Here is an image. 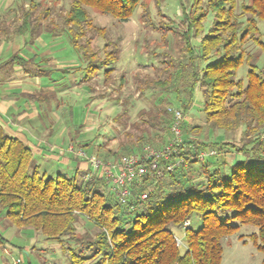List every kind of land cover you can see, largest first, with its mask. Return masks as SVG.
I'll return each instance as SVG.
<instances>
[{
	"label": "trees",
	"instance_id": "1",
	"mask_svg": "<svg viewBox=\"0 0 264 264\" xmlns=\"http://www.w3.org/2000/svg\"><path fill=\"white\" fill-rule=\"evenodd\" d=\"M152 1L159 11L164 0ZM88 6L121 21L140 6L142 20L150 19V3L146 0H70L59 27H42L40 19L47 11L42 17H34L35 7L31 4L22 8L21 21L14 30L23 35L31 29L32 38L44 31L66 32L80 64L60 70H79V82L92 92L90 82L98 73L104 84L111 80L119 48L110 42L105 28L91 22ZM239 6L237 11V0H192L183 12L178 31L181 54L160 59L167 63L165 78L144 80L145 89L162 91L154 110L141 108L137 112L147 128L141 130L137 142L123 146L121 152L107 150L109 153L101 156L105 159L112 154L111 161H116L140 150L151 138L149 129L169 130L172 138V114L162 105L172 104L171 97H167L171 95L176 107L187 112L196 90L201 94L204 120L196 131H240L239 144L225 139L209 143L190 138L186 135L188 123L183 119L182 142L167 160H179L178 165L162 176L148 169L130 183L126 201L120 202L101 173L85 177L91 171L89 167L87 172L47 176L40 171L30 148L6 134L0 125V207L5 218L19 228L32 227L63 248L65 239L79 245L78 250L67 245L75 264H220L223 239L236 233L241 225H253L256 231L249 234V239L262 252L264 264V58L260 59L264 40L258 27V22L264 21V0H250ZM10 10L3 19L13 15L11 22L16 23V10ZM208 14L210 25L202 35ZM0 32L8 30L1 28ZM94 37L103 39L101 47L94 48ZM247 41L258 49L247 50ZM8 63L29 68L34 75L41 71L31 67L32 59L24 57L20 49L8 56ZM243 64L247 67L245 82L237 76ZM123 81L121 74L113 90L119 92ZM29 95L42 98L36 93ZM106 95L104 91L98 98ZM127 118L123 104L112 120L115 126L124 128ZM100 146L103 143L94 149ZM207 149L216 154L200 159L199 153ZM226 151L239 156L229 168ZM79 217L97 228L93 237L88 233L76 235Z\"/></svg>",
	"mask_w": 264,
	"mask_h": 264
},
{
	"label": "rangeland",
	"instance_id": "2",
	"mask_svg": "<svg viewBox=\"0 0 264 264\" xmlns=\"http://www.w3.org/2000/svg\"><path fill=\"white\" fill-rule=\"evenodd\" d=\"M150 3V19L142 20V8L136 7L132 15L125 21L118 20L110 15L103 14L95 8L86 7L91 22L106 29L110 42L119 48V56L114 64V70L111 74V80L104 84L102 75L98 73L90 82L94 86V91L89 92L87 86L79 82L81 74L79 70L72 72H63L60 70L69 65L80 64V56L71 45L66 32H42L33 36L31 29L25 34L15 32V25L19 24L22 17V8L31 7L34 4V17H42L44 11H47L45 18L40 19L42 27L48 24V27L60 26L62 15L69 8L70 0H0V29L7 28L8 32L1 33L3 41V56H10L16 49L24 57H30L33 61L31 67L41 70L34 75L32 72L30 80L36 81L31 88L32 94L36 93L42 98H30L21 93L20 89H14L12 94L16 96V106L24 103L43 106L45 114L41 117L45 122L56 123L52 125L51 142L57 145L70 144L85 151L86 154L110 162L112 154L106 155L103 159L102 154H107V150L121 152L123 146H128L130 142H137V137L141 130L147 128L141 120L138 119L137 112L143 108L145 110H154L155 104H159L162 91L157 88L145 89L144 80L148 78H165L167 74L163 70L167 63H161L160 59L178 58L180 48L178 44V31L182 28L184 10H188L192 0H164L160 5V10L154 5L152 0H146ZM250 0H237V11H240L241 3H248ZM11 8L16 10V23H12V16L9 14L3 19V16L11 12ZM4 20V21H3ZM211 15L208 14L203 22L202 35L208 31ZM166 26L174 28L176 31L166 30ZM258 27L264 40V21L258 22ZM94 48H99L104 41L101 37H94ZM196 43V42H194ZM249 51L258 49L251 41L245 43ZM4 51H6L4 53ZM264 54H261L263 61ZM36 65V66H35ZM38 65V66H37ZM247 67L243 64L237 73L239 78L245 82V70ZM174 69L171 68V71ZM124 75L122 88L119 92L113 90L116 87L120 75ZM106 92L105 98H98V94ZM142 91V92H141ZM171 103H165L166 108L171 106L177 108V103L171 95ZM30 98L31 101L28 99ZM201 94L199 90L194 92L193 103L190 110L182 112L183 119L186 115L202 119ZM123 104L127 107V125L123 128L120 125H114L112 118L120 112ZM159 106V105H158ZM181 110V109H180ZM191 114V115H190ZM41 121H43L41 119ZM40 121V122H41ZM137 122V123H133ZM203 126V125H199ZM188 137H197L200 141L206 142L221 141L223 139L236 144L240 143V131L222 132V130H208L202 128L196 131L198 125L187 124ZM66 131L60 136V132ZM151 138L144 143L140 150L133 153H141L144 146H150L154 149H162L170 142L171 134L169 130L149 129ZM56 140V141H55ZM58 140V141H57ZM64 140V141H63ZM50 142V143H51ZM84 142H89L88 146H82ZM100 149H94L99 144ZM100 152V153H99ZM102 152V153H101ZM109 153V152H108ZM131 153V152H130ZM227 162V168L238 159V155L232 152H224ZM68 164L55 162L49 159L39 160L41 163L40 171L46 170L47 176H53L62 167L64 173L73 174L74 168L80 165V157H73L69 154ZM241 157V156H240ZM215 158L219 159L217 155ZM179 159V157H178ZM1 209V207H0ZM76 235L81 236L85 233L92 237L97 228L85 217H79L75 224ZM256 231L253 225H241L239 230L224 238L222 241L223 250L220 264H263L262 252L249 239V234ZM0 237L3 242L0 243V264H75L71 261L70 245L74 250L79 249V245L74 242L66 241L65 248L51 239L33 229L30 226L17 227L9 219L0 214ZM20 259V262H16ZM82 264H89L84 262Z\"/></svg>",
	"mask_w": 264,
	"mask_h": 264
},
{
	"label": "crops",
	"instance_id": "3",
	"mask_svg": "<svg viewBox=\"0 0 264 264\" xmlns=\"http://www.w3.org/2000/svg\"><path fill=\"white\" fill-rule=\"evenodd\" d=\"M3 41L0 37V125L3 128L4 132L10 136L17 138L27 145L33 155V158L36 163L40 162L41 159H49L57 163L68 164L69 158L67 154L77 158L74 152L69 151L70 147L74 145H57L56 142L52 143L50 140L51 134L54 132L52 125L56 123L45 122V119L41 117V114H45V110L42 105L38 107L32 103L31 97L29 94H32V89L24 87L34 86L37 84L36 81L30 80L32 75V70L29 68L24 69L19 64H5V61L8 59V56H3ZM19 50L18 48L16 51ZM6 51H4L5 53ZM28 67V66H27ZM14 89H20L21 93L27 95L31 104L24 103L20 106H16V96H14L12 91ZM191 115V114H190ZM41 119L43 121H41ZM184 120L188 124L194 125H203L204 120L196 119V117H191L186 115ZM41 121V122H40ZM65 130L60 132V136L65 134ZM56 141V140H55ZM58 141V140H57ZM64 141V140H63ZM51 142V143H50ZM77 147L76 149H78ZM78 159V158H77ZM80 165L74 168L73 173L76 171L87 172L88 165L84 159L80 160ZM41 166V163H38ZM59 169H56L58 172L64 173L61 169L62 167L58 166ZM42 171V170H41ZM43 172V171H42ZM46 173L47 171L44 170ZM88 175V174H87ZM85 175V177L87 176ZM0 214L4 216V209H0ZM5 217V216H4Z\"/></svg>",
	"mask_w": 264,
	"mask_h": 264
},
{
	"label": "built area",
	"instance_id": "4",
	"mask_svg": "<svg viewBox=\"0 0 264 264\" xmlns=\"http://www.w3.org/2000/svg\"><path fill=\"white\" fill-rule=\"evenodd\" d=\"M166 110L172 114L173 118L170 127L172 138L169 144L162 149L144 146L140 154L130 153L121 156L116 161L110 162H104L92 154L88 155L81 148L74 150L73 147H70L69 151L84 159L91 169L86 177L96 172L101 173L107 179L111 190L115 193L118 200L125 202L129 193L128 186L130 183L145 174L148 169L154 170L157 176H162L165 172L172 170L178 165L179 160L173 162L167 160L182 142L180 124L183 120V115L180 109H175L171 106H168ZM215 154V150L207 149L201 151L198 156L202 159L205 156ZM145 196L146 194L143 193L142 197L144 198ZM16 262H20V259H16Z\"/></svg>",
	"mask_w": 264,
	"mask_h": 264
}]
</instances>
